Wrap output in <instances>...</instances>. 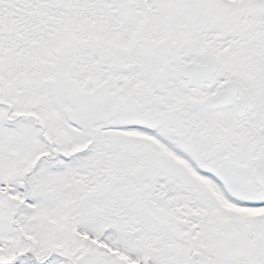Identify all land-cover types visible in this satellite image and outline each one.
I'll list each match as a JSON object with an SVG mask.
<instances>
[{
  "label": "snow or ice",
  "instance_id": "1",
  "mask_svg": "<svg viewBox=\"0 0 264 264\" xmlns=\"http://www.w3.org/2000/svg\"><path fill=\"white\" fill-rule=\"evenodd\" d=\"M0 264H264V0H0Z\"/></svg>",
  "mask_w": 264,
  "mask_h": 264
}]
</instances>
